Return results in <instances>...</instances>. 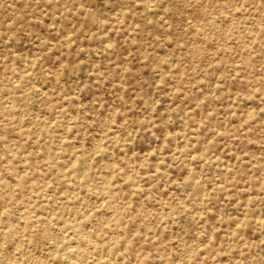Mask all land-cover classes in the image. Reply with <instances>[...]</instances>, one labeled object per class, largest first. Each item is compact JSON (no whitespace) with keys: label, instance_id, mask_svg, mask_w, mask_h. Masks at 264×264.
Returning a JSON list of instances; mask_svg holds the SVG:
<instances>
[{"label":"rangeland","instance_id":"rangeland-1","mask_svg":"<svg viewBox=\"0 0 264 264\" xmlns=\"http://www.w3.org/2000/svg\"><path fill=\"white\" fill-rule=\"evenodd\" d=\"M0 264H264V0H0Z\"/></svg>","mask_w":264,"mask_h":264}]
</instances>
